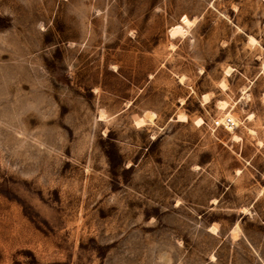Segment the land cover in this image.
I'll return each mask as SVG.
<instances>
[{
  "label": "rangeland",
  "instance_id": "rangeland-1",
  "mask_svg": "<svg viewBox=\"0 0 264 264\" xmlns=\"http://www.w3.org/2000/svg\"><path fill=\"white\" fill-rule=\"evenodd\" d=\"M0 264H264V0H0Z\"/></svg>",
  "mask_w": 264,
  "mask_h": 264
},
{
  "label": "bare ground",
  "instance_id": "bare-ground-1",
  "mask_svg": "<svg viewBox=\"0 0 264 264\" xmlns=\"http://www.w3.org/2000/svg\"><path fill=\"white\" fill-rule=\"evenodd\" d=\"M196 20L192 19L186 25H182V24L174 25L172 27V29H171L172 36H174V37L175 36H185L186 33L188 32V29L190 27H192L193 25H195L194 23L196 22ZM249 41H250V43H253V44L257 43V39H255L253 36H249ZM231 72H232V68L231 67L226 69V75L227 76L231 75ZM220 87L226 89L227 88V83L225 81L220 82ZM209 101H210L209 95L208 94H204L203 95V102L208 103ZM230 107L231 106H230V104L227 101H225V100H221L220 101L219 108L221 110L225 111V117L223 119H221V120H222V122L226 123V121L228 119H231L232 123L227 124V127L233 133V139L234 140H236V139L238 140L240 137L237 134H235L234 129H235L236 126H239L240 120L235 118L231 114V112L229 111ZM177 120L185 122V121L188 120V117H187L186 114H179ZM195 122H196L197 125H202L204 120H203V118L199 117L198 119L195 120Z\"/></svg>",
  "mask_w": 264,
  "mask_h": 264
},
{
  "label": "built area",
  "instance_id": "built-area-1",
  "mask_svg": "<svg viewBox=\"0 0 264 264\" xmlns=\"http://www.w3.org/2000/svg\"><path fill=\"white\" fill-rule=\"evenodd\" d=\"M215 122H216L217 125H219V126H220V125H223V126H225V127H227V124L232 123L231 119H228V120L226 121V123L221 122V121H219V120H216Z\"/></svg>",
  "mask_w": 264,
  "mask_h": 264
}]
</instances>
